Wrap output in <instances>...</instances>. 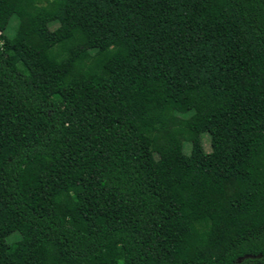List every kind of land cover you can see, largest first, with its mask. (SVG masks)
<instances>
[{
  "label": "trees",
  "instance_id": "16d2710c",
  "mask_svg": "<svg viewBox=\"0 0 264 264\" xmlns=\"http://www.w3.org/2000/svg\"><path fill=\"white\" fill-rule=\"evenodd\" d=\"M0 40V264H264V0H0Z\"/></svg>",
  "mask_w": 264,
  "mask_h": 264
},
{
  "label": "rangeland",
  "instance_id": "374dc122",
  "mask_svg": "<svg viewBox=\"0 0 264 264\" xmlns=\"http://www.w3.org/2000/svg\"><path fill=\"white\" fill-rule=\"evenodd\" d=\"M11 26H14V23H11ZM56 26V23H51L49 25L50 28H53ZM12 32V27L7 30V33L10 34ZM1 41V40H0ZM201 144L202 148L204 151L208 152L209 151V142H208V135L206 133L201 134ZM189 150V143L188 142H183L182 144V151L184 153H187ZM20 235L18 233L11 234L9 239H17Z\"/></svg>",
  "mask_w": 264,
  "mask_h": 264
}]
</instances>
